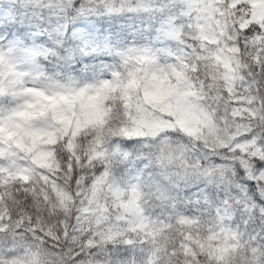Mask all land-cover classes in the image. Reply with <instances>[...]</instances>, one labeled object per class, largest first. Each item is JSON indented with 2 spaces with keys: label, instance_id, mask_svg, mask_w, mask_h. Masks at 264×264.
I'll list each match as a JSON object with an SVG mask.
<instances>
[{
  "label": "snow or ice",
  "instance_id": "snow-or-ice-1",
  "mask_svg": "<svg viewBox=\"0 0 264 264\" xmlns=\"http://www.w3.org/2000/svg\"><path fill=\"white\" fill-rule=\"evenodd\" d=\"M0 264H264V0H0Z\"/></svg>",
  "mask_w": 264,
  "mask_h": 264
}]
</instances>
